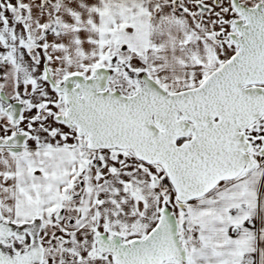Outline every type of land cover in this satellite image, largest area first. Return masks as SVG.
<instances>
[{
	"label": "snow or ice",
	"instance_id": "1",
	"mask_svg": "<svg viewBox=\"0 0 264 264\" xmlns=\"http://www.w3.org/2000/svg\"><path fill=\"white\" fill-rule=\"evenodd\" d=\"M0 264H264V0H0Z\"/></svg>",
	"mask_w": 264,
	"mask_h": 264
}]
</instances>
